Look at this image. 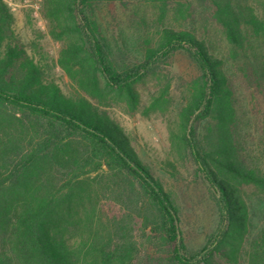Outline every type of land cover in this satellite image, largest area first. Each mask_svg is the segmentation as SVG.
<instances>
[{"label": "trees", "instance_id": "16d2710c", "mask_svg": "<svg viewBox=\"0 0 264 264\" xmlns=\"http://www.w3.org/2000/svg\"><path fill=\"white\" fill-rule=\"evenodd\" d=\"M92 1L43 0L42 10L54 20L55 38L80 36L62 49L59 60L75 64L96 90L102 81L108 92L122 93L135 104V85L170 53L185 49L200 66L202 76L181 111V126L183 141L216 194L218 226L202 248H188L177 203L130 136L87 95L68 97L44 77L14 35L13 14L0 0V108L45 122L37 144L0 139V264H91L87 255L93 249L100 258L97 264H264V233L248 236V207L241 196L244 183L264 185V174L245 164L236 150L235 108L222 61L191 32L165 28L141 63L118 70L97 22L88 16ZM222 19L228 38L236 43L235 26ZM213 114L221 131L207 148L198 139L197 123ZM76 135L79 143L67 154V142ZM261 144L264 149V120ZM46 155L52 164L48 175H32ZM163 163L165 170L173 168L171 161ZM95 173L102 174L104 193L113 195L119 206L102 222L105 233L80 245L69 232L76 184ZM27 186L32 191L23 201L10 198Z\"/></svg>", "mask_w": 264, "mask_h": 264}, {"label": "rangeland", "instance_id": "374dc122", "mask_svg": "<svg viewBox=\"0 0 264 264\" xmlns=\"http://www.w3.org/2000/svg\"><path fill=\"white\" fill-rule=\"evenodd\" d=\"M5 1L14 17V35L41 66L44 77L68 97L87 95L122 126L177 203L188 248H202L218 226L220 210L213 188L183 141L181 111L190 103L202 76L191 54L185 49L170 53L155 72L135 85L137 98L131 104L124 94L108 92L102 81L98 90L90 86L75 64L60 63L62 49L81 39L78 35L61 39L52 35L54 20L44 15L43 0ZM88 16L97 22L118 70L141 63L147 47L158 43L165 28L188 31L204 41L222 61L231 87L236 150L245 164L264 174V0H93ZM222 18L235 26L236 43L228 38ZM44 123L43 119L11 108H0V139L37 144L43 139ZM220 131L215 114L197 123L198 139L207 148L219 140ZM78 143L79 136H73L64 152L70 153ZM46 157L32 175H48L52 164ZM166 161H171L173 168L165 170ZM102 178V174L95 173L76 184L77 198L69 224L76 244L90 243L104 234L102 222L119 206L113 195L104 193L106 182ZM31 191L27 186L10 198L18 203ZM241 196L248 207V236L257 237L264 233V185L244 183ZM87 258L91 264L100 261L94 249Z\"/></svg>", "mask_w": 264, "mask_h": 264}]
</instances>
